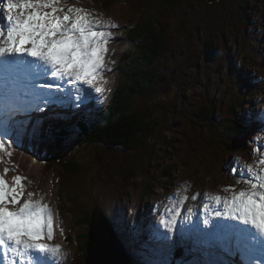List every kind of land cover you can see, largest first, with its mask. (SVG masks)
<instances>
[{
	"label": "rangeland",
	"instance_id": "1",
	"mask_svg": "<svg viewBox=\"0 0 264 264\" xmlns=\"http://www.w3.org/2000/svg\"><path fill=\"white\" fill-rule=\"evenodd\" d=\"M147 1L149 2V0ZM66 2L70 5L88 9L93 15L98 16L100 19L110 20L118 25V27L109 29L113 39L108 43V51L104 57L106 69L103 72L104 77L108 65L112 66L120 61L123 55L122 53L128 48L129 42L127 41V32L129 28L140 21L141 17H148L147 15H149V13L141 14L144 11V6H146L145 2L143 0H118L109 7V10H107L108 8L106 6V8L104 7V1L102 0H66ZM153 2L154 0H150L148 7H151ZM186 2L190 3L188 9L189 13L184 16L191 18L198 16V20L202 23L201 25H205L208 29L212 26L213 21V16L210 17L209 15L210 10H215L217 8L216 11H219L220 8V12L214 15L215 21L218 22L219 25L212 26L210 32L219 39L218 42L223 46H217L211 43L203 49L202 53L200 52V56L206 54L209 61L204 62L203 60H205V58L203 57L199 65V68L205 74L204 78L200 71H195L190 64L187 65L186 69L189 70L191 75L199 72L197 77L199 81L198 85L194 86V88L193 85L190 86L189 88L191 89L186 90L183 96H181V94H183L185 90V88L183 89L184 83L182 80L180 83L176 78V73L179 72V60L172 55L177 53L175 48L169 50L171 56L167 52L163 57L161 56L164 60L158 61L156 66L153 67L154 75L152 79L154 82L152 84L150 83L148 91L143 93L140 97L136 96L134 99L139 102H149L151 100L149 103H153V105L159 104L157 107L159 108V116L163 119V125L158 128V131L161 130L160 133L164 140L157 136L155 139H159V141L148 143V150L144 154L129 151L120 153L116 149H114V152L103 151V149L111 143H101V140L97 145L93 143L95 146H90L88 143L85 144L88 146L84 148L75 146L72 149L74 153L71 152L70 156L73 157V159H81L79 161L80 167L76 171L71 170V173H66L62 170L63 167L61 168L55 163L46 167V163L49 162L46 160L48 157H50V160H54L51 159V156H54V151L60 146L65 147L67 150L71 149V147H67L77 142V135L86 133L88 128H92L93 124L91 121H96V118L86 117L83 122H79V119L76 120L78 114L72 117H66V115L60 112V109L72 111L70 106L61 107L56 105L45 114L41 113L45 110L43 108L39 112L31 111L30 113L18 114L15 117L18 122L17 130L5 137L6 140L17 142L11 143L8 147V151L12 153L11 156H8L6 153H0V171L9 177L12 186L16 183L14 177L19 175L26 178L23 180L25 188L24 195L21 199H27V193L32 192L34 193L32 197L34 200H40L41 197H43V203L48 201L53 207V227H55L54 239L46 242L53 245L57 243L61 244V248L63 247V252L67 257L66 260L63 261L64 264H70L75 261V258H78L79 243L77 240L79 235L85 232L87 240L95 237L98 239V242H100L102 240L101 235H106L109 238L100 246L97 252H110L111 248L109 247L113 248V244H119L128 255V258L132 256L128 249H132V252L133 248L137 249L138 254L142 251L145 246L142 240L143 237H145L146 249L154 250L156 246L160 248L164 247L169 250V254L161 259V264H184L185 261L188 262V264H192L193 256L196 259V264H200L202 261L215 260L214 257L217 259L227 258L226 255L225 257L215 255L212 251V242L199 233L196 234L192 231H188L182 235L183 238L188 240V244L182 246L178 244L181 237L178 228L172 233H167L169 237L168 240H163L160 238L159 233H164L166 230L160 224V221L164 218L166 209L172 203L170 197L174 199V194L178 191L181 195L185 194V185H187L188 191L186 194L189 197L194 194H199L201 190L199 181H205L207 179L205 178L206 174L209 175L211 173V179H209L205 185L204 189H206V191L201 194L203 199L202 208H204V204L208 202L206 197L210 193L229 196L231 193L223 191L225 186L231 185L237 190L247 187V185L243 183L240 172L237 171L233 173L232 171L233 168L240 167L234 158H238L239 161L244 163L249 160L248 158H255L258 160L264 155L263 148L256 153L253 152V149L258 147V138L261 140L264 137V128L260 125L261 121L264 123V83H262L261 78H258L259 71L264 74V68H260L264 66V52H262L264 51V0H217L213 3L208 0H179L178 3L180 6L178 10H171L167 16L168 19L171 18V22L172 18H174L175 21L174 27L171 26V30L174 32L171 38V46L174 47L180 40L183 46L186 45L185 48L188 49V46H190L191 54L188 59L190 63H192L194 59L193 53L198 52L197 50L193 52V50H195L194 45L197 44L199 40L198 33L189 27L178 26L182 17L181 10H183V6ZM194 12H196V16H193L195 14ZM144 21L146 22L147 19ZM246 21H248L247 25H249V27L252 25L254 31L249 28L245 29ZM191 22L192 20H183V25H188ZM171 25H173V23ZM189 26L192 27L193 25L190 24ZM259 41H261V43H258ZM218 47L220 49L225 48L227 52L226 61L223 60L221 56H218ZM116 49L119 55L113 56L112 53L115 52ZM240 57L247 58L242 69L239 66H235L234 60ZM250 60H252V63L249 62ZM243 61L244 60L241 59V62ZM256 61L257 63L255 64ZM156 69L162 72L158 76L168 74L164 79L165 82L161 80L160 82L158 81V77L155 74ZM254 70L255 72L252 73ZM180 77H182V75H180ZM205 78L209 79V84H212L213 92H216V98L215 94H213V101H216L214 107L218 103L215 107V112L217 115L223 114L221 117L224 119L221 120L222 122L220 119L218 120L220 129L213 130H210L208 128L209 126H200L197 120L198 129H200L201 132L199 134L190 132V134L184 135L182 132L189 129L188 125L192 121H194V123L196 122V118L186 117L189 114L188 108H195L201 100L203 101L202 104L205 105L208 99V94L205 93L202 85L204 80H207ZM104 81L106 82H96V86L103 87L104 91L102 93H95L93 91L96 95L93 96L95 97L94 99H91L92 105L97 98L100 100L106 98L107 87L105 84H109L110 80L104 77ZM186 82L189 85L194 83L191 80H186ZM221 82L227 83H225L224 86ZM248 83L255 87L257 93V101L255 102L251 96L247 98V96L243 94V91H241L242 88H244L245 92L250 88ZM237 84L239 87L236 86ZM85 86L88 87L87 85ZM200 90L205 96L200 94ZM151 91H153L152 96ZM149 92L150 94H148ZM225 93L230 94L233 100L232 102L229 100V103H227L228 105L224 104V106L221 103L227 102ZM158 95L160 96L159 100L157 99ZM197 97L200 100L197 99ZM209 99L212 100L210 95ZM245 99L246 103L239 106L240 102L238 103V100ZM178 103L180 104L178 105ZM73 106L76 108L79 107L78 102ZM171 108L174 111H171ZM104 110L107 111V107ZM90 112H93V109H91ZM168 113V117L164 118ZM217 115L214 116V118H217ZM51 116L56 117V123L48 122L47 118ZM123 116L124 114L120 117ZM249 116L251 119L247 118ZM239 120L242 124V130H235L237 133L234 135V126L238 124L236 122ZM25 121H29L31 124L27 125L29 123L26 124ZM37 121H42L45 129H47L49 125H51L54 130L59 129L58 132H55L56 139L60 138L63 141L55 142V140L49 141L44 139L42 142L36 143L39 138H33L30 134L25 135L24 126H27L31 131V126ZM21 124L23 126H21ZM149 124L152 125L150 122ZM208 124L209 123H207V125ZM77 126H83L80 133L77 132V135L75 134L73 136L65 135L66 133L71 134L76 131L74 127L76 128ZM102 129L103 127L99 133L89 135L88 139L97 140L109 132ZM94 131L95 130L92 132ZM113 131L112 129V132ZM231 135L233 137H230ZM261 135L263 136L261 137ZM229 137L234 140L231 144V148L225 147L227 152H222L223 154L228 153L229 155L226 158H221L222 153H219L217 148L218 146H220V148L223 147L222 144L226 143V141L230 143L231 140ZM168 140L176 144L174 153L171 157L163 155L162 152L156 148L158 144H166ZM113 146L115 148L118 147L115 144H113ZM194 147H199V151L196 153L197 155H195ZM75 150H77V153H75ZM170 150L172 151V148H170ZM58 151H60V148ZM144 151L145 150H142V152ZM183 164H185V166H183ZM251 164H253L252 161ZM133 165L137 167V171H132L126 167H131ZM213 165V170H211L210 168ZM196 166H198L199 169L202 167L203 170H205V166L209 167L210 173H208V171L199 172L195 170ZM6 168L8 169L7 172H5ZM197 178L198 181L196 183L195 179ZM238 181L240 182L238 183ZM151 183L152 190L144 192V190L149 189L147 186ZM173 183L174 186H172ZM60 185L77 192L78 194L76 195L81 196L79 204H74L69 200L71 193H69V199H66L64 194H59ZM198 197L199 195L195 200L190 198L185 201L180 218H184L187 215L188 208L192 210L197 208ZM121 199H123L121 202L125 205L114 210L112 205ZM78 205L80 206L78 207ZM71 206H74L75 210L79 213H90L95 207H99L100 209H102L101 207L106 208L105 210L102 209V213L108 217L112 216L115 218V221L111 223L113 236L106 233V223L102 219L103 225H100L101 234L95 226L91 225L92 219L89 223L86 222V227L82 225V223H76L75 214L72 212L74 209ZM145 209H152V211L148 210V212H151L153 217L151 218L145 215L143 216L144 220H141V214L145 213ZM83 217L88 219L85 214ZM209 217L212 220L222 219L214 217L211 213ZM204 218L205 214H203V217L197 214L196 220H198V222H203ZM188 222H190L191 225H200V223L194 221L192 217ZM186 223L187 222L182 224ZM145 225H148L147 232ZM200 226L202 228L211 227V225L205 226L203 223ZM106 227H109V225L106 224ZM122 230H126V234H123L125 232H122ZM90 233L92 234L90 235ZM82 237L83 240H85V236ZM106 243H110L111 246ZM155 243L157 244L155 245ZM189 248L190 253H188ZM99 255L100 253H98V256ZM105 259L107 258L104 257L103 261H105ZM147 263L148 262H145V264Z\"/></svg>",
	"mask_w": 264,
	"mask_h": 264
},
{
	"label": "snow or ice",
	"instance_id": "2",
	"mask_svg": "<svg viewBox=\"0 0 264 264\" xmlns=\"http://www.w3.org/2000/svg\"><path fill=\"white\" fill-rule=\"evenodd\" d=\"M5 19L7 23H3ZM114 27L118 25L66 0H0V153L12 154L8 147L17 141L5 137L17 130L18 114L39 112L53 104H86L95 98L93 91H104L96 82H106L104 57L113 39L109 29ZM42 80L44 83H40ZM58 131L51 125L44 129L42 121L32 125L30 133L24 126L25 135L49 141L56 139ZM261 148L264 144L253 152ZM234 160L240 167L232 171L240 172L247 187L237 190L225 186L223 191L231 193L229 196L208 194L203 224L211 227L192 224L187 228L210 240L215 255L227 258L200 264H253L250 257L257 248L264 257V155L254 162L255 166ZM24 179L18 175L15 185L9 186L0 176L2 264H62L67 257L61 246L46 242L54 239L52 209L43 203V197L34 200L32 192L21 202ZM187 191L185 185V194L178 191L174 199L170 197L172 203L160 221L166 230L159 233L163 240L177 229L185 201L199 195L189 197ZM210 213L222 219L212 220ZM193 215L188 208L184 220L189 221ZM185 230L182 224L181 234Z\"/></svg>",
	"mask_w": 264,
	"mask_h": 264
},
{
	"label": "trees",
	"instance_id": "3",
	"mask_svg": "<svg viewBox=\"0 0 264 264\" xmlns=\"http://www.w3.org/2000/svg\"><path fill=\"white\" fill-rule=\"evenodd\" d=\"M116 1L118 0L104 1V7L106 6L108 8L107 10H109V7ZM143 1L145 2L147 7L144 6V11L141 14L149 13V15H147L148 16L147 18L141 17V20L138 21L136 24H134L133 27H130L127 32L128 34L127 37L130 40V42L128 41L129 49L126 50L123 53L122 57L120 58V63H119V68H118L119 72L117 74L116 89L111 94V102L108 105V109L105 112L103 118L101 119L99 123H96L92 128H88L86 133L80 134L79 137L81 138L85 136L84 139L80 141L78 140L79 139L78 138L74 146L70 145L67 147V148L71 147V149H68L69 151L65 149V147L60 146L61 151L56 152V155L54 156V160H50V157H48L46 161H49V162L46 163V167L55 163L61 168L63 167L64 169L62 168V170H64V172L66 173L67 172L71 173V170L76 171L80 167L79 161L81 159L80 158L73 159V157L70 156L71 152H73L72 149L75 146L79 148H82V147L84 148V147H87L88 145L95 146L100 142V140H101V143H105V144L111 143L107 145L106 148L103 149V151L114 152V149H116L120 153L124 151H129V152H136L138 154H144L148 150V143L159 141V139H155L157 138V136H159L162 140H164L162 134L160 133L161 130L158 131V128L163 125V119L160 118L159 112H158L159 108L157 107L159 104L153 105V103H149L151 100L149 102H139L135 100L134 98L136 96L140 97L141 95H143V93L148 91L150 83L152 84L154 82V80L152 79V76L154 75L153 67L156 66L158 61L164 60L162 57L167 52L170 55L169 50L171 48H175L177 50V53H174L172 55L176 59L179 60V72L176 73V78L180 83H181V80L184 83L183 89L185 88V90H184V93L181 94V96L185 95L186 90L191 89L189 88L190 86L193 85V88H194V86L198 85V81H199L197 79L199 72L191 75L189 70L186 69L187 65L190 64L193 66L195 71H200L203 74L201 75L204 78L205 74L199 68V65L201 64V60H203V57L205 58V60H203L204 62L205 61L209 62V61H208V56L206 54L205 55L203 54V56H200V54L203 52V49L211 43H214L217 46L222 45L221 43L218 42L219 39H217L210 32V28L212 26L219 25L218 22L215 21L214 15H217L220 12V8H219V11H216L217 8L215 10L213 9L210 10L209 15L210 17L213 16V21H212V26L209 27L208 29L205 25H201L202 23L201 21L198 20V16H196V12H194L195 14L193 15V16H196L195 18L184 16L185 14L189 13V10H188L189 4H190L189 2H186L185 5L183 6V10H181L182 17H181V20L179 21L178 26L189 27L193 29L195 32L197 31L198 39H199L198 43L194 45L195 50H193V52L196 50L198 52L193 53L194 59H193V62L190 63V60L188 59L190 58V54H191L190 46H188V49L185 48L186 45L183 46V43L180 39H179L180 41L177 44H175L174 47L171 46V38L174 33L171 30V26L174 27L175 21H174V18H172V22H171V18L168 19L167 16H168V13L171 12V10L173 11L178 10L180 6L178 3L179 0H154L153 5L151 7H148L150 0L149 2L147 0H143ZM146 19L147 21L145 22L144 20ZM183 20H192L190 24H192L193 26L190 27L189 26L190 24L183 25ZM172 23L173 25H171ZM247 23L248 21H246L245 23V29L249 28L250 30L254 31V28L252 27V25H250L249 27ZM218 51H219L218 56H221L222 59L226 61L227 52L225 51V48L220 49L218 47ZM229 56L231 57L230 53H229ZM241 59H243L244 61L241 62ZM246 60L247 58L246 59L243 57L238 58L237 60H235V66H239L242 69L244 67V63L246 62ZM249 62L252 63V60H250ZM256 63L257 61L255 62V64ZM254 72L255 70L252 73ZM161 73L162 72L159 69L155 70V74L158 77L159 82L160 80L164 81V79L168 75V74H164L163 76H158ZM180 75H182V77H180ZM205 79L207 80H204L202 85L205 90V93L208 94V99L205 105L202 104L203 101L201 100V102L199 101V103L197 104L195 108H188L189 114L186 117L196 118V122L194 123V121H192L188 125L189 129L187 131L182 132V134L184 135H188L190 134V132L199 134L201 130L198 129V124H200V126L202 127L209 126L208 128L210 130L220 129V124L218 123V120L220 119L221 121L222 119H224L221 117V115L223 114H219L220 115L219 116L215 112V107L218 105V103L214 107L216 101L215 102L213 101V98H214L213 94H215V98H216V92H213L212 84L211 83L209 84V79L208 78H205ZM186 80H191L195 84L192 83L189 85L186 82ZM221 83L224 84L225 86V83L227 82L225 83L221 82ZM236 86L239 87L238 84ZM250 89L252 88H249L245 92L244 88H242L241 91H243L244 95L249 97L252 93ZM152 93L153 91H151V96H152ZM148 94H150V92ZM200 94L205 96V94L202 91ZM209 95L212 98V100L209 99ZM159 98L160 96L158 95L157 99L159 100ZM197 99L199 98L197 97ZM225 99L227 102H223L221 104L228 105L227 103H229V100L232 102L233 97L230 94L225 93ZM239 102L242 103L244 102V100H238V103ZM179 104L180 103H178V105ZM231 110L233 111L232 107H231ZM171 111H174V110L171 108ZM123 114L124 116L120 117ZM215 114L217 115V118H214V116H216ZM168 115L169 113L166 114L164 118H167ZM107 120L108 122H106ZM147 120L150 123H152V125H150ZM197 120L199 121L198 124H197ZM207 123L209 124L207 125ZM236 123L238 124L235 125L234 128L242 130V124L240 120L237 121ZM102 127H103L102 130H107L109 132H107L106 134L98 138L97 140H94V139L90 140V138L88 139L89 135L99 133ZM81 128H83V126L76 127V129H81ZM112 129L114 130L113 132H112ZM93 130L95 131L92 132ZM233 133L235 135V133L237 132H235L234 130ZM230 137H233V136L231 135ZM230 140H231L230 143L226 141V143L222 144L223 147L220 148V146H218L217 151L227 152L225 147L231 148V144L234 141V140L232 141V139ZM166 142H167L166 144H163V143L158 144L156 148L157 150L161 151L163 155L171 157L174 153V148L176 144H173L171 140H168ZM87 143L88 145H85ZM113 144L117 145L118 147L115 148ZM170 148H172V151L170 150ZM142 150H145V151L142 152ZM194 150H195V155H197L196 153H198L199 147H194ZM75 153H77V150H75ZM183 166H185V164H183ZM126 167L132 171L133 170L137 171V167L135 165L131 167L129 166H126ZM213 167L214 165L210 169L213 170ZM195 170H198L199 172L208 171V173H210L209 167H206V166H205V170H203L202 167L199 169L198 166H196ZM205 178H207L205 181L200 182L201 184L200 186L202 188L205 187L209 179H211V173L209 175L206 174ZM195 181L197 182L198 178L195 179ZM147 188L149 189L144 190V192H149L152 190V183L149 186H147ZM60 193L64 194V197L66 196V199H69V193H71L69 200L74 204H79L81 196L79 195L77 196L76 194L78 193L75 192L74 190L68 187H62L60 185L59 194ZM79 206L80 205H78V207ZM71 207L74 209L72 210V212L75 214L76 223H82V225L86 227L87 226L86 222L89 223L91 221V212L90 213H79L75 210L74 206H71ZM84 214H86V217L88 219H85V217H83ZM109 218L111 220V223L115 221V218H113L112 216ZM123 234H126V232ZM82 236H85L84 237L85 240H83ZM77 242L79 243L78 245L79 254L81 253L82 258L84 259V260L82 259L81 262L83 261L82 264H87L88 240L86 238V232L83 233L82 235H79ZM128 250L129 252H131V255L135 254L138 257H142L141 254H143V252L138 254L137 249L133 248V252H132V249H128ZM168 254H169L168 249L164 247L158 248L157 253H156L157 261L161 263V259ZM78 263L79 262H75V264H78Z\"/></svg>",
	"mask_w": 264,
	"mask_h": 264
},
{
	"label": "water",
	"instance_id": "4",
	"mask_svg": "<svg viewBox=\"0 0 264 264\" xmlns=\"http://www.w3.org/2000/svg\"><path fill=\"white\" fill-rule=\"evenodd\" d=\"M212 3L215 0H211ZM102 212L99 213V215ZM103 214V213H102ZM98 215V216H99ZM98 216H95L96 219ZM92 233H90L91 235ZM94 234V233H93ZM102 240L98 242V239L95 237H92L88 242V248H87V264H131L130 258H128V255L126 252L121 251L122 246L117 245L115 247H109L110 252H97L100 249V246L106 242L109 238L106 235H101ZM120 248V249H118ZM125 250V249H124ZM98 253L100 255L98 256ZM125 255V256H124ZM127 256V257H126ZM106 257L105 261H103V258Z\"/></svg>",
	"mask_w": 264,
	"mask_h": 264
},
{
	"label": "bare ground",
	"instance_id": "5",
	"mask_svg": "<svg viewBox=\"0 0 264 264\" xmlns=\"http://www.w3.org/2000/svg\"><path fill=\"white\" fill-rule=\"evenodd\" d=\"M209 2H212L211 0H208ZM215 1H217V0H215ZM3 23H7V21H6V19L3 21ZM40 83H44V81L42 80V81H40ZM43 108V107H42ZM43 109H45V108H43ZM264 119V118H263ZM43 128L45 129V126L43 125ZM30 131V130H29ZM67 134V133H66ZM65 134V135H66ZM67 136V135H66ZM44 140V138H39L37 141H36V143H40V142H42ZM59 141H63L62 139H60V138H57V139H55V142H59ZM60 148V147H59ZM58 148V149H59ZM58 149L56 150V151H54V153H53V155L55 156L56 155V152H59L58 151ZM60 151H61V149H60ZM54 156L52 157L51 156V159H54ZM16 169V168H15ZM9 207L11 208V207H14L13 205H11V204H9ZM98 207V206H97ZM101 212V210H100V208L98 207V208H94V209H92V211H91V219H92V222H91V225L92 226H95L96 228H97V230H98V232L101 234V231H100V225H103V223H102V221H101V219L107 224V225H109V227H106V224H105V231H107L106 233H109L111 236H113V231H112V227H111V220H110V218L107 216V215H105L104 213L102 214H100L99 215V213ZM99 215V216H98ZM95 216H98V218L96 219V217ZM106 244H109V246H111V244L110 243H106ZM117 245H119V244H113V246L115 247V246H117ZM118 249H120V248H118ZM121 251L123 252V254H124V251H123V249H121ZM259 253V251H258V248H257V250L256 251H254L253 252V254H258ZM2 262H3V255L2 254H0V264H2ZM257 263H259L260 264V262L258 261Z\"/></svg>",
	"mask_w": 264,
	"mask_h": 264
}]
</instances>
